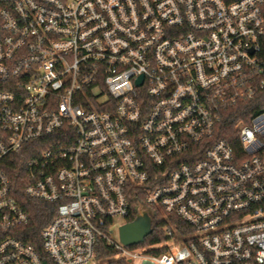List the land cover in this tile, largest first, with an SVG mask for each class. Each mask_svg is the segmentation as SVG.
I'll return each instance as SVG.
<instances>
[{"label":"built area","instance_id":"2783aa9c","mask_svg":"<svg viewBox=\"0 0 264 264\" xmlns=\"http://www.w3.org/2000/svg\"><path fill=\"white\" fill-rule=\"evenodd\" d=\"M260 94L264 0H0V264H264ZM151 211L164 241L123 246Z\"/></svg>","mask_w":264,"mask_h":264},{"label":"trees","instance_id":"16d2710c","mask_svg":"<svg viewBox=\"0 0 264 264\" xmlns=\"http://www.w3.org/2000/svg\"><path fill=\"white\" fill-rule=\"evenodd\" d=\"M241 107H243V110L240 114L239 109ZM241 107L239 106L232 111V115H234V121L235 119L246 120L250 115L264 110V94H260L254 101H251ZM224 122L225 126H222V131L216 136V139L224 140L231 145L233 144L234 146H237V137H235V135L230 132L233 131L231 123L229 124L227 120H225ZM27 207H29L31 221L29 225L24 228V235H22L21 237L26 243L34 245L35 241H38L39 245V234L41 230L49 224L53 217V213L49 214V209L47 208V206L41 203L27 202ZM156 212L157 211H151L153 220V232L144 240L142 244L143 246L153 245L158 242L164 241V235L161 230L164 220ZM128 220L129 223L133 222L135 220V216L132 215ZM175 225L179 229L185 227L181 222L177 221H175ZM96 254L97 264H129L123 259H115L112 249L103 242L99 243Z\"/></svg>","mask_w":264,"mask_h":264},{"label":"water","instance_id":"95a60500","mask_svg":"<svg viewBox=\"0 0 264 264\" xmlns=\"http://www.w3.org/2000/svg\"><path fill=\"white\" fill-rule=\"evenodd\" d=\"M151 233V218L147 213L136 217L133 222L121 226L118 230L119 241L125 247L142 244Z\"/></svg>","mask_w":264,"mask_h":264},{"label":"rangeland","instance_id":"374dc122","mask_svg":"<svg viewBox=\"0 0 264 264\" xmlns=\"http://www.w3.org/2000/svg\"><path fill=\"white\" fill-rule=\"evenodd\" d=\"M115 223L117 224V227H118L119 225H121V224H124V222H123L122 219H120V218H116V219H115ZM111 237H112L113 239H118V236H117V230H116V229L114 230V233L111 235Z\"/></svg>","mask_w":264,"mask_h":264}]
</instances>
